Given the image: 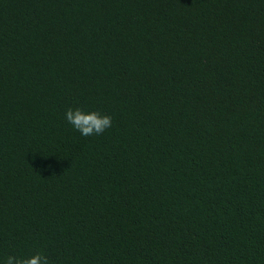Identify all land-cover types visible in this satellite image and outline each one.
I'll use <instances>...</instances> for the list:
<instances>
[{"label":"trees","instance_id":"trees-1","mask_svg":"<svg viewBox=\"0 0 264 264\" xmlns=\"http://www.w3.org/2000/svg\"><path fill=\"white\" fill-rule=\"evenodd\" d=\"M36 253L264 264V0H0V264Z\"/></svg>","mask_w":264,"mask_h":264},{"label":"clouds","instance_id":"clouds-1","mask_svg":"<svg viewBox=\"0 0 264 264\" xmlns=\"http://www.w3.org/2000/svg\"><path fill=\"white\" fill-rule=\"evenodd\" d=\"M66 120L83 136L100 135L112 126V117L99 112L86 113L82 108H69L65 113ZM5 264H48V258L36 253L27 258L8 256Z\"/></svg>","mask_w":264,"mask_h":264}]
</instances>
